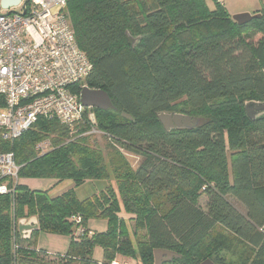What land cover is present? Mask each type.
I'll return each mask as SVG.
<instances>
[{
  "label": "trees",
  "instance_id": "16d2710c",
  "mask_svg": "<svg viewBox=\"0 0 264 264\" xmlns=\"http://www.w3.org/2000/svg\"><path fill=\"white\" fill-rule=\"evenodd\" d=\"M213 3L67 1L76 42L93 66L85 85L107 92L114 106L91 108L107 134L106 151L93 148L89 137L68 141L63 124L43 117L13 142L0 140V151L14 153L19 179L108 185L84 199L74 187L50 196L23 182L0 194V264H88L95 246L105 264L116 254L134 255L121 210L134 222L142 264H154L155 249L178 255L161 264H224L218 252L226 239L242 247L240 264H264V115L251 120L244 108L264 100V8L256 11L259 18L238 25L220 1ZM126 31L140 36L134 48ZM161 112L201 122L166 131ZM45 138L53 148L39 156L35 145ZM122 149L141 158L136 167ZM201 195L206 211L197 206ZM74 214L85 228L90 219L106 220L107 228L75 238ZM30 217L39 226L34 237L39 231L70 236L64 254L50 255L36 249L35 238L21 237L18 222Z\"/></svg>",
  "mask_w": 264,
  "mask_h": 264
},
{
  "label": "built area",
  "instance_id": "2783aa9c",
  "mask_svg": "<svg viewBox=\"0 0 264 264\" xmlns=\"http://www.w3.org/2000/svg\"><path fill=\"white\" fill-rule=\"evenodd\" d=\"M67 1L19 0L7 8L0 6L2 141L13 142L40 117L63 124L68 141L107 135L97 127L92 107L80 102L81 89L93 66L76 42ZM52 148L49 138L35 145L39 156ZM19 168L13 152L0 151V194L14 193ZM71 219L79 224L73 234L77 238L85 227L80 214L71 215ZM109 264L128 263L113 259Z\"/></svg>",
  "mask_w": 264,
  "mask_h": 264
},
{
  "label": "rangeland",
  "instance_id": "374dc122",
  "mask_svg": "<svg viewBox=\"0 0 264 264\" xmlns=\"http://www.w3.org/2000/svg\"><path fill=\"white\" fill-rule=\"evenodd\" d=\"M220 2L224 6L225 10L228 12L230 16H232L233 14L241 13V12L253 13L252 11L254 7H264V0H221ZM206 3L209 6V8H213V5H214L213 0H206ZM259 37L260 35L257 34L254 36L253 40L256 41ZM200 122H201V118H200ZM88 140H89L90 145L93 148L98 149L103 153L106 151L108 140L105 137L89 136ZM121 151L123 152V154L125 155V157L128 159V161L133 167H136L138 165V163L141 160L140 157L135 156L124 149H122ZM26 180L28 182L31 181L30 179H26ZM100 182L107 183L108 185V182L106 180H100ZM100 182H97V183L83 182L77 186H74L73 182L70 179H64V180L58 181L53 184L52 179L38 178L35 184H37L40 187H48L47 188L48 194H55L58 191H62V190L65 191L71 187H74V192L77 198H79L78 196L82 197L85 195H89V193H91L93 190L98 189L102 185ZM49 184L51 185L49 186ZM111 184L113 185V187L115 186L114 182H111ZM30 189H33V187H31ZM33 190H39V189H33ZM226 198L228 202L231 205H233L236 209H238L241 212H244V207L236 198L232 196H227ZM206 203H207L206 196L201 195V197L199 198L197 202V206L201 210L206 211ZM118 215L124 220V224L127 229L128 235L130 236L131 241L133 243L132 245L134 247V255L116 254L114 259L120 262L127 261V263L129 264H142L140 261L139 252L137 251V244H136V240H135L134 233H133L134 222L131 219H129L131 216L125 213L123 210H121ZM69 220L71 219L69 218ZM98 220H102L106 222V220L104 219H98ZM106 228H107V222H106ZM223 235L227 236L228 233L224 232ZM60 236H63L65 239L69 238L70 240V236H67V235H60ZM33 237L34 235H32V238ZM220 239H222V237H220ZM68 245H69V242H68ZM224 246H225L224 249H221L218 252V256L223 259L224 264H240L242 261L246 259V256L243 253L242 247L235 240L226 239L224 241ZM95 247L93 248L92 254H91L92 261L89 262L88 264H105L103 262L102 248L99 246H95Z\"/></svg>",
  "mask_w": 264,
  "mask_h": 264
},
{
  "label": "water",
  "instance_id": "95a60500",
  "mask_svg": "<svg viewBox=\"0 0 264 264\" xmlns=\"http://www.w3.org/2000/svg\"><path fill=\"white\" fill-rule=\"evenodd\" d=\"M19 2V0H0V6L2 8H7L10 5H15ZM260 13H249V12H241L237 14H233L231 19L236 22L238 25H243L250 22L252 19L259 18ZM125 36L129 45L134 48L138 43L140 36H133L129 34L127 31L125 32ZM80 102L85 107H94L101 110L114 109V106L111 102V99L107 92L101 89H93L90 87H83L80 92ZM245 112L247 116L254 120L262 115H264V100L263 101H255L250 100L245 102L244 104ZM126 117H129L127 114H122ZM157 118L161 123L162 127L166 131H170L172 129H192L195 128L199 122L200 117L190 116L184 113H170V112H161L157 114ZM19 233L22 238H29L32 232L37 231L39 229L37 218L30 217L20 219L18 222ZM178 255L169 250L165 249H155L154 250V264H161V262H166L171 260L173 257H177ZM200 264H215L210 259H206L202 261Z\"/></svg>",
  "mask_w": 264,
  "mask_h": 264
},
{
  "label": "crops",
  "instance_id": "0c3cea01",
  "mask_svg": "<svg viewBox=\"0 0 264 264\" xmlns=\"http://www.w3.org/2000/svg\"><path fill=\"white\" fill-rule=\"evenodd\" d=\"M262 8H264V7H254L252 12H256V11L262 9ZM26 179H30L31 181L28 182ZM26 179H19V182H23L29 188L33 187V189L46 190L48 188V187H40L37 184H35L37 179H33V178H26ZM52 181H53V184H54L55 181L54 180H52ZM85 182H88V183H90V182L94 183L95 182V183H97V182H100V180H90V181H85ZM101 184L102 185L98 189L93 190L91 193H89V195H85V196H82V197L78 196L79 199H84L86 197H89L90 195L95 194L98 191L102 190L107 185V183H101ZM50 185L51 184H49V186ZM62 191H58L55 194H49V195L50 196H55V195L60 194ZM105 229H106V222L102 221V220H98V219H90L87 222V226L85 228V230H87V232H89V235L92 234L93 232H96V231H104ZM29 238H30V242H32L33 239L35 238V247H36V249H42V250L46 251L48 254H50V255L64 254L66 252V250H67L68 242H69V238L65 239L63 236L54 235V234H48V233H45V232H39L33 238H32V235H30ZM123 262H127V261H123Z\"/></svg>",
  "mask_w": 264,
  "mask_h": 264
}]
</instances>
